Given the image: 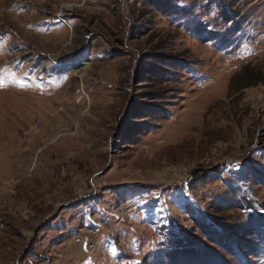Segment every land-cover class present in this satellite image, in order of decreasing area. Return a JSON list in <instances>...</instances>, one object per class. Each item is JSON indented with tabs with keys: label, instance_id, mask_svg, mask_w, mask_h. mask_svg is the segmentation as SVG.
<instances>
[{
	"label": "rangeland",
	"instance_id": "rangeland-1",
	"mask_svg": "<svg viewBox=\"0 0 264 264\" xmlns=\"http://www.w3.org/2000/svg\"><path fill=\"white\" fill-rule=\"evenodd\" d=\"M0 264H264V0H0Z\"/></svg>",
	"mask_w": 264,
	"mask_h": 264
}]
</instances>
